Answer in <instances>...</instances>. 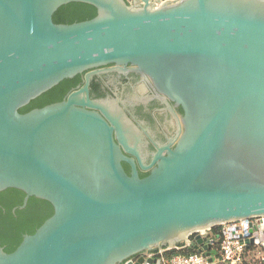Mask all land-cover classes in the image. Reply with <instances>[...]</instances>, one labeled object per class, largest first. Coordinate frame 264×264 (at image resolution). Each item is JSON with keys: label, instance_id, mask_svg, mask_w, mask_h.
I'll return each mask as SVG.
<instances>
[{"label": "water", "instance_id": "water-1", "mask_svg": "<svg viewBox=\"0 0 264 264\" xmlns=\"http://www.w3.org/2000/svg\"><path fill=\"white\" fill-rule=\"evenodd\" d=\"M69 1L97 12L53 21ZM110 62L135 64L183 109L176 145L160 148L142 177L123 150L148 166L88 95L93 68ZM84 70L79 89L19 112ZM115 114L125 116L120 106ZM7 187L25 191L19 207L35 195L53 212L14 250L0 246V264H120L134 255L127 264H144L154 261L144 253L181 244L209 255L199 229L264 215V0H0Z\"/></svg>", "mask_w": 264, "mask_h": 264}, {"label": "flooded vegetation", "instance_id": "flooded-vegetation-1", "mask_svg": "<svg viewBox=\"0 0 264 264\" xmlns=\"http://www.w3.org/2000/svg\"><path fill=\"white\" fill-rule=\"evenodd\" d=\"M135 67L130 62H110L94 67L95 73L91 75L88 84V95L107 108L118 124L119 128L116 129L121 132L119 135L126 139L128 149L137 151L143 164L148 166L142 168L136 155L123 150L128 157L134 158L138 175L142 177L155 164L151 165V162L160 148L165 152L166 145H176L184 129L181 120L183 109L158 90L148 75ZM89 70L80 72V82L72 89H79L84 85L85 75ZM116 106L122 108L124 118L115 114ZM114 137L117 141L118 136L114 134ZM122 165L130 173V163L122 161Z\"/></svg>", "mask_w": 264, "mask_h": 264}, {"label": "trees", "instance_id": "trees-1", "mask_svg": "<svg viewBox=\"0 0 264 264\" xmlns=\"http://www.w3.org/2000/svg\"><path fill=\"white\" fill-rule=\"evenodd\" d=\"M96 6L85 1H69L59 5L52 13L55 22L71 23L93 17ZM80 82V73L64 77L56 84L32 98L18 108L26 112L34 107L61 100L67 92ZM25 191L17 187H7L0 190V246L7 252L16 248L24 233H33L35 229L53 212L52 203L41 197L29 195L23 207ZM15 209L13 210V208ZM217 232L216 227H212ZM182 245V244H181ZM195 250L193 246H183L171 251L187 253Z\"/></svg>", "mask_w": 264, "mask_h": 264}, {"label": "built area", "instance_id": "built-area-1", "mask_svg": "<svg viewBox=\"0 0 264 264\" xmlns=\"http://www.w3.org/2000/svg\"><path fill=\"white\" fill-rule=\"evenodd\" d=\"M212 227H216L217 232ZM202 232L204 240H208L210 248L217 250L221 261L229 264H241L245 259L246 247L249 243L259 247L260 256L257 264H264V215H253L247 218L231 219L216 224ZM254 232L255 235H254ZM253 237L250 242L249 239ZM189 244H182L176 247L159 248L144 253V257H153L154 261L144 264H211L206 254V249L183 253L171 251ZM209 248V249H210ZM137 255L125 259L121 264H127L135 260Z\"/></svg>", "mask_w": 264, "mask_h": 264}, {"label": "crops", "instance_id": "crops-1", "mask_svg": "<svg viewBox=\"0 0 264 264\" xmlns=\"http://www.w3.org/2000/svg\"><path fill=\"white\" fill-rule=\"evenodd\" d=\"M211 249H214L211 247ZM211 264H229L226 261H221L217 250L210 253ZM260 251L255 244L249 243L246 247L245 259L241 264H257L259 262Z\"/></svg>", "mask_w": 264, "mask_h": 264}, {"label": "bare ground", "instance_id": "bare-ground-1", "mask_svg": "<svg viewBox=\"0 0 264 264\" xmlns=\"http://www.w3.org/2000/svg\"><path fill=\"white\" fill-rule=\"evenodd\" d=\"M204 229L202 228V229H199V231H203Z\"/></svg>", "mask_w": 264, "mask_h": 264}]
</instances>
